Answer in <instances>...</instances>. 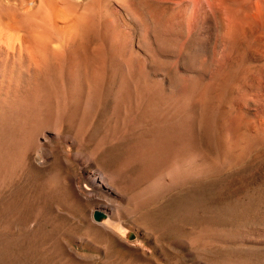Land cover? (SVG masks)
<instances>
[{
	"label": "rangeland",
	"instance_id": "374dc122",
	"mask_svg": "<svg viewBox=\"0 0 264 264\" xmlns=\"http://www.w3.org/2000/svg\"><path fill=\"white\" fill-rule=\"evenodd\" d=\"M118 63L112 86L74 114L56 90L19 133L0 124V264H195L230 252L199 231L264 218V132L232 160L217 148L234 116L233 74L207 88L179 72L186 89H169L146 69L136 86L133 65ZM119 71L131 73L124 89ZM99 174L108 184L91 186Z\"/></svg>",
	"mask_w": 264,
	"mask_h": 264
},
{
	"label": "bare ground",
	"instance_id": "6f19581e",
	"mask_svg": "<svg viewBox=\"0 0 264 264\" xmlns=\"http://www.w3.org/2000/svg\"><path fill=\"white\" fill-rule=\"evenodd\" d=\"M114 60L124 70L133 65L129 82L136 86L146 69L169 89H186L179 72L205 79L207 88L233 74L234 116L224 121L217 141L226 158L244 150L247 135L264 132V0H0V124L22 131L56 90L73 114L81 102L94 103L98 88L112 86ZM127 75L118 74V89ZM81 88H90L83 98L76 96ZM107 180L99 174L88 183L100 187ZM196 240L230 252L195 264H264V218L207 227Z\"/></svg>",
	"mask_w": 264,
	"mask_h": 264
},
{
	"label": "water",
	"instance_id": "95a60500",
	"mask_svg": "<svg viewBox=\"0 0 264 264\" xmlns=\"http://www.w3.org/2000/svg\"><path fill=\"white\" fill-rule=\"evenodd\" d=\"M104 212L98 210V209H94L93 213H92V217L94 220H99L101 217H104Z\"/></svg>",
	"mask_w": 264,
	"mask_h": 264
}]
</instances>
